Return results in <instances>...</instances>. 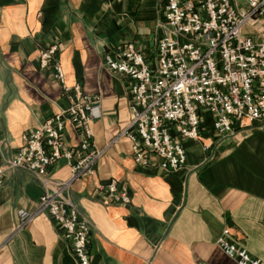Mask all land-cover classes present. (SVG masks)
Returning a JSON list of instances; mask_svg holds the SVG:
<instances>
[{"label": "crops", "instance_id": "crops-1", "mask_svg": "<svg viewBox=\"0 0 264 264\" xmlns=\"http://www.w3.org/2000/svg\"><path fill=\"white\" fill-rule=\"evenodd\" d=\"M247 8L245 0H235ZM162 0H0V166L24 134L64 111L69 97L40 52L59 45L57 60L69 85L101 97L92 122L94 145L102 150L96 173L73 182L69 197L93 222L90 264H238L219 245L225 228L256 258H264V123L244 119L233 135L219 136L212 117L198 139L184 140L185 166L165 171L135 163L130 139L128 78L105 63L107 50L133 42L149 59L168 30ZM242 32L264 40V21L253 18ZM66 146L80 138L68 124ZM70 170L57 162L52 177ZM129 188L132 201L114 204L98 189L111 179ZM45 189L32 172H6L0 187V264H79L71 244L48 214L20 226L19 210L33 212Z\"/></svg>", "mask_w": 264, "mask_h": 264}, {"label": "built area", "instance_id": "built-area-1", "mask_svg": "<svg viewBox=\"0 0 264 264\" xmlns=\"http://www.w3.org/2000/svg\"><path fill=\"white\" fill-rule=\"evenodd\" d=\"M162 2L168 33L154 57L149 59L128 42L107 50L104 60L129 80L131 122L122 135L131 141L135 163L176 171L187 162L184 140L200 138L205 115L212 117V128L221 137L233 135L244 119L264 123V40L257 43L242 32L253 18L264 21V0H245L246 9L237 8L235 0ZM58 50V44L41 50L40 65L52 67L70 103L24 134L23 145L0 166V187L8 170L23 168L35 174L45 192L35 211L19 210L20 226L48 214L71 244L78 263L90 264L93 222L67 191L77 179L96 173L103 151L94 145L92 122L102 113L101 97L86 92L81 83H67ZM68 124L77 131L78 146L65 144ZM2 146L0 131V158ZM61 159L66 160L70 176L55 180L52 172ZM98 189L107 202L132 201L129 188L118 179ZM218 243L238 264H264V258L253 257L233 239L230 228L223 230Z\"/></svg>", "mask_w": 264, "mask_h": 264}]
</instances>
